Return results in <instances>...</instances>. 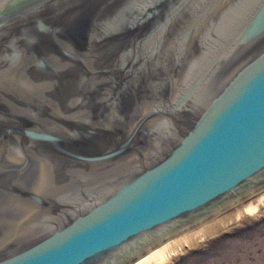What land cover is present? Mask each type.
Segmentation results:
<instances>
[{"label": "water", "instance_id": "obj_1", "mask_svg": "<svg viewBox=\"0 0 264 264\" xmlns=\"http://www.w3.org/2000/svg\"><path fill=\"white\" fill-rule=\"evenodd\" d=\"M264 188V0H0V264H130Z\"/></svg>", "mask_w": 264, "mask_h": 264}, {"label": "rangeland", "instance_id": "obj_2", "mask_svg": "<svg viewBox=\"0 0 264 264\" xmlns=\"http://www.w3.org/2000/svg\"><path fill=\"white\" fill-rule=\"evenodd\" d=\"M263 194L264 188L163 242L173 251L154 264H264Z\"/></svg>", "mask_w": 264, "mask_h": 264}, {"label": "bare ground", "instance_id": "obj_3", "mask_svg": "<svg viewBox=\"0 0 264 264\" xmlns=\"http://www.w3.org/2000/svg\"><path fill=\"white\" fill-rule=\"evenodd\" d=\"M263 199H264V194H263ZM255 208H256V205L247 206V210H253ZM166 245L164 243L158 245L157 247L150 250L145 255H143L142 257H140L139 259L135 260L134 262L130 264H154V263H158L160 261L165 260L168 256H170V254L173 251L171 246L166 247Z\"/></svg>", "mask_w": 264, "mask_h": 264}]
</instances>
